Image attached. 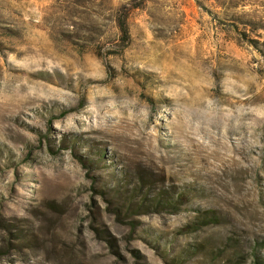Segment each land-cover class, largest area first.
Here are the masks:
<instances>
[{"label":"rangeland","instance_id":"rangeland-1","mask_svg":"<svg viewBox=\"0 0 264 264\" xmlns=\"http://www.w3.org/2000/svg\"><path fill=\"white\" fill-rule=\"evenodd\" d=\"M134 185L188 195L146 213ZM196 209L217 223L180 235ZM261 239L264 0H0V264H249Z\"/></svg>","mask_w":264,"mask_h":264},{"label":"trees","instance_id":"trees-1","mask_svg":"<svg viewBox=\"0 0 264 264\" xmlns=\"http://www.w3.org/2000/svg\"><path fill=\"white\" fill-rule=\"evenodd\" d=\"M118 27L120 30L121 37H126L123 18L118 17ZM141 184V179L138 180ZM148 185V183H147ZM140 186V185H139ZM135 187V185L131 188L130 193L134 194L135 196L138 195V199L141 200L140 205L136 207L145 209L146 213L151 211H167L169 213H174L178 210V205L181 204V201L188 195V191L180 190V191H153L151 194L149 192L150 188L149 185L145 186L147 189L144 193H142L140 187ZM192 190V189H191ZM195 191V190H194ZM193 191V192H194ZM145 193L147 195H145ZM126 197V196H125ZM130 198V196H127ZM126 199V198H125ZM131 199V198H130ZM131 203V201H129ZM136 209V208H135ZM196 214L194 220L182 225L181 228L178 229V233L181 234H189L194 232L200 227L211 225L217 223L218 216L214 211L203 209L195 210ZM118 214H116L117 216ZM98 231V230H97ZM101 233V232H100ZM264 248V239L261 240H254L249 248V264H264V254H260L259 250ZM202 254V250H198V248L187 245L184 248L182 247L181 250H178L174 255L169 258L170 264H183L188 261L190 258L196 257ZM226 264H247L245 259H243L239 255H234L233 258L227 261Z\"/></svg>","mask_w":264,"mask_h":264}]
</instances>
